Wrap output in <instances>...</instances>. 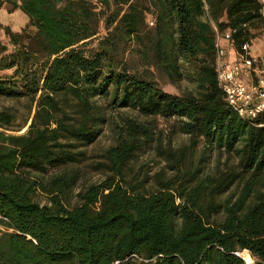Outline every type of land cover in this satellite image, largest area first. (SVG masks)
<instances>
[{"label":"trees","instance_id":"1","mask_svg":"<svg viewBox=\"0 0 264 264\" xmlns=\"http://www.w3.org/2000/svg\"><path fill=\"white\" fill-rule=\"evenodd\" d=\"M4 5L27 20L20 30L0 24V99H26L30 109L17 123L12 108L0 107V216L7 219L0 264H245L234 255L243 251L264 264V114L246 122L227 105L209 23L231 30L240 51L261 34L257 0ZM157 76L194 88L171 94ZM33 106L27 130L9 134L26 126ZM116 109L136 118L115 123L117 143L106 154L111 175L68 207L81 179L77 148L93 143ZM158 119L173 120L189 142L163 150L172 175L149 191L138 175L134 185L126 182L124 172L154 143ZM200 141L207 155L195 161ZM212 151L236 165L206 173L202 162ZM37 192L47 204L35 201Z\"/></svg>","mask_w":264,"mask_h":264},{"label":"rangeland","instance_id":"2","mask_svg":"<svg viewBox=\"0 0 264 264\" xmlns=\"http://www.w3.org/2000/svg\"><path fill=\"white\" fill-rule=\"evenodd\" d=\"M10 7L4 5L0 9V24L3 26H9L12 30H20L26 25L27 17L18 11L10 12ZM149 26H152V19H149ZM31 32L34 30L31 29ZM104 35L103 26L100 27V32L96 36L97 38ZM96 44L94 41L90 47ZM161 85V88L171 94H182L186 90H192L193 84L188 80H183L177 85L168 83L165 78L157 76ZM30 104L26 99L14 101L12 99H0V107L12 108L17 117V123H23L28 115ZM34 106L31 109L30 115L28 116L27 124L18 132H9V134L20 135L23 134L27 127L30 125L32 117L34 115ZM125 118H136V113L128 109H116L110 112V119L107 124L102 127V132L98 138L87 146L77 148V150L84 152V157L81 163L78 164L77 169L80 171L81 179L78 182L76 188L70 195L68 207H72L77 204L76 195L80 190L88 188L90 185L102 183L111 172L108 168V161L106 159L107 151L114 147L117 143V128L115 123L121 125L122 119ZM154 143L149 149L138 153L132 160H130L126 166L124 175L125 181L134 185V180L138 175L140 182L146 183V188L152 191L156 187V183L159 179H166L172 175L169 170L166 158L163 154L164 149H176L184 147L188 144V137L181 135L174 127L173 120L165 121L158 119L154 125ZM158 146L160 149H157ZM204 142L200 141L194 151L195 161H199L202 155H207V151L204 149ZM237 160L235 158L228 159L227 155L212 151L210 158L203 160L202 165L205 166V172L209 174L216 173L219 170H226L230 166L233 168L236 165ZM57 170L49 171L50 174L56 173ZM235 190L233 189L232 192ZM35 201L41 205L48 203V197L40 192L35 194ZM244 253V252H243ZM249 253V252H248ZM252 259V258H251ZM253 263V259H252ZM251 263V264H252Z\"/></svg>","mask_w":264,"mask_h":264},{"label":"built area","instance_id":"3","mask_svg":"<svg viewBox=\"0 0 264 264\" xmlns=\"http://www.w3.org/2000/svg\"><path fill=\"white\" fill-rule=\"evenodd\" d=\"M263 28L260 37L245 42L240 51L234 49L231 30L220 31L209 19L214 31V62L217 84L231 110L243 121L252 122L264 114V0H257ZM208 18V15L206 13ZM235 58L230 59V51ZM262 126V125H260ZM7 222L0 216V222ZM0 230L4 228L0 225ZM245 252V251H243ZM243 252H234L245 264Z\"/></svg>","mask_w":264,"mask_h":264},{"label":"bare ground","instance_id":"4","mask_svg":"<svg viewBox=\"0 0 264 264\" xmlns=\"http://www.w3.org/2000/svg\"><path fill=\"white\" fill-rule=\"evenodd\" d=\"M242 257L245 259V261L247 262V264H251L252 263V259L249 255V253L247 251H245L243 254H242Z\"/></svg>","mask_w":264,"mask_h":264},{"label":"crops","instance_id":"5","mask_svg":"<svg viewBox=\"0 0 264 264\" xmlns=\"http://www.w3.org/2000/svg\"><path fill=\"white\" fill-rule=\"evenodd\" d=\"M235 58V51L234 50H231L230 51V59H234Z\"/></svg>","mask_w":264,"mask_h":264}]
</instances>
